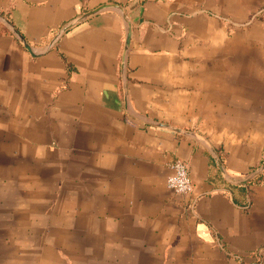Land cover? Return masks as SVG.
I'll return each instance as SVG.
<instances>
[{"label":"crops","instance_id":"obj_1","mask_svg":"<svg viewBox=\"0 0 264 264\" xmlns=\"http://www.w3.org/2000/svg\"><path fill=\"white\" fill-rule=\"evenodd\" d=\"M263 165L264 0H0V264H264Z\"/></svg>","mask_w":264,"mask_h":264},{"label":"built area","instance_id":"obj_2","mask_svg":"<svg viewBox=\"0 0 264 264\" xmlns=\"http://www.w3.org/2000/svg\"><path fill=\"white\" fill-rule=\"evenodd\" d=\"M171 169L172 173L166 181L167 187L178 195L190 194L193 191V184L186 163L176 160L171 164Z\"/></svg>","mask_w":264,"mask_h":264},{"label":"water","instance_id":"obj_3","mask_svg":"<svg viewBox=\"0 0 264 264\" xmlns=\"http://www.w3.org/2000/svg\"><path fill=\"white\" fill-rule=\"evenodd\" d=\"M262 170H264V165L260 169H258L256 172H254L252 176L258 175L260 171Z\"/></svg>","mask_w":264,"mask_h":264},{"label":"rangeland","instance_id":"obj_4","mask_svg":"<svg viewBox=\"0 0 264 264\" xmlns=\"http://www.w3.org/2000/svg\"><path fill=\"white\" fill-rule=\"evenodd\" d=\"M236 23V22H235Z\"/></svg>","mask_w":264,"mask_h":264}]
</instances>
